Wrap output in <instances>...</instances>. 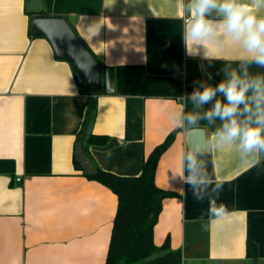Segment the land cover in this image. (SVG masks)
I'll use <instances>...</instances> for the list:
<instances>
[{
  "label": "crops",
  "instance_id": "1",
  "mask_svg": "<svg viewBox=\"0 0 264 264\" xmlns=\"http://www.w3.org/2000/svg\"><path fill=\"white\" fill-rule=\"evenodd\" d=\"M183 4L40 0L30 10L28 0H0V264L106 261L118 196L85 174L80 149L90 121L91 133L109 136L84 149L97 169L139 175L150 152L180 128L170 113L185 112L197 82L214 86L226 69L239 70L242 50L225 36L187 53ZM35 11L70 21L110 70L113 93L81 90L72 63L57 58L46 37L32 35ZM255 11L264 16V7ZM248 71L264 74V67ZM221 123L204 125L207 149L193 153L206 178L197 188L201 199L186 179L188 129L161 156L156 184L177 195L162 201L154 242L169 237L182 264H264V154L242 159L236 145L211 143ZM218 203L228 213L223 224L209 214Z\"/></svg>",
  "mask_w": 264,
  "mask_h": 264
},
{
  "label": "clouds",
  "instance_id": "2",
  "mask_svg": "<svg viewBox=\"0 0 264 264\" xmlns=\"http://www.w3.org/2000/svg\"><path fill=\"white\" fill-rule=\"evenodd\" d=\"M257 7H264V0H255L254 3L245 0H184L181 11L185 14L184 40L189 55H198L205 41L219 36L238 44L242 53L239 70L226 69L225 78L214 86L201 81L200 87L188 96L194 108L202 111L177 109L170 113L174 124L185 130L200 128L201 120L213 122L219 119L222 123L213 133L211 143L217 147L236 145L242 159L264 154V74H250L248 71L252 64L264 67V16L257 15ZM213 13L218 19L212 18ZM204 58L211 60L214 57L205 51ZM218 94L222 100L217 98ZM205 105L210 107L205 109ZM193 153H201L199 142L183 154V160L189 173L186 179L193 187V194L201 199L197 188L205 184L206 178ZM215 188L221 190L223 183H217ZM209 214L223 224L228 213L225 205L218 203L215 210L209 209Z\"/></svg>",
  "mask_w": 264,
  "mask_h": 264
},
{
  "label": "trees",
  "instance_id": "3",
  "mask_svg": "<svg viewBox=\"0 0 264 264\" xmlns=\"http://www.w3.org/2000/svg\"><path fill=\"white\" fill-rule=\"evenodd\" d=\"M100 64L105 73L107 67L101 62ZM72 65L76 71V66L73 63ZM201 81L197 82L196 88L200 87ZM188 96L185 100V112L202 111L203 109L194 108ZM217 98L223 99L219 94ZM208 107L210 105L204 106L205 109ZM207 122L201 120L199 124L204 126ZM179 130L181 128L171 131L165 140L150 152L139 175H119L101 168H98L96 174L85 172L88 178L103 183L118 196L108 255L102 264H182V251L171 247L169 237L162 245H156L153 238L163 199L177 195L174 191L160 188L156 184V170L161 156L171 146ZM108 140V135L88 134L86 130L82 136V145L86 150L90 143L105 144ZM76 166L81 168L77 160ZM251 249L248 248V254L257 256Z\"/></svg>",
  "mask_w": 264,
  "mask_h": 264
},
{
  "label": "water",
  "instance_id": "4",
  "mask_svg": "<svg viewBox=\"0 0 264 264\" xmlns=\"http://www.w3.org/2000/svg\"><path fill=\"white\" fill-rule=\"evenodd\" d=\"M32 0H28V6ZM40 3V1H39ZM37 7L34 10H37ZM32 10V9H30ZM31 22L33 36L46 37L52 44L56 57L67 59L76 66L75 76L82 91L87 93H113L110 70L103 73L102 65L90 49L80 39L70 21L64 16L44 15L36 12ZM90 121L87 132H92ZM201 144V151L207 149V130L205 126L187 130V145L192 150L194 143ZM80 160L84 170L89 174H96L98 169L88 157L83 148L80 149Z\"/></svg>",
  "mask_w": 264,
  "mask_h": 264
},
{
  "label": "rangeland",
  "instance_id": "5",
  "mask_svg": "<svg viewBox=\"0 0 264 264\" xmlns=\"http://www.w3.org/2000/svg\"><path fill=\"white\" fill-rule=\"evenodd\" d=\"M40 0H32V3L29 4V9L34 10L35 7H37V4Z\"/></svg>",
  "mask_w": 264,
  "mask_h": 264
},
{
  "label": "built area",
  "instance_id": "6",
  "mask_svg": "<svg viewBox=\"0 0 264 264\" xmlns=\"http://www.w3.org/2000/svg\"><path fill=\"white\" fill-rule=\"evenodd\" d=\"M191 94V92L189 93V95Z\"/></svg>",
  "mask_w": 264,
  "mask_h": 264
}]
</instances>
